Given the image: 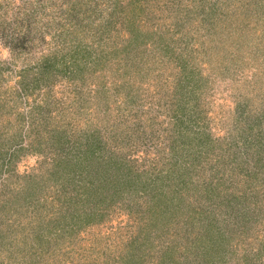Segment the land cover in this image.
Segmentation results:
<instances>
[{"label":"rangeland","instance_id":"1","mask_svg":"<svg viewBox=\"0 0 264 264\" xmlns=\"http://www.w3.org/2000/svg\"><path fill=\"white\" fill-rule=\"evenodd\" d=\"M130 1L107 0V160L135 176L107 195V264H264V0ZM85 149L102 165L105 0H0V264H105V196L50 210ZM210 181L236 210L198 199Z\"/></svg>","mask_w":264,"mask_h":264},{"label":"trees","instance_id":"2","mask_svg":"<svg viewBox=\"0 0 264 264\" xmlns=\"http://www.w3.org/2000/svg\"><path fill=\"white\" fill-rule=\"evenodd\" d=\"M133 1L135 4L133 3ZM133 1L132 0L130 1V4L132 5L133 9H136V6H137V8H140V2L142 0H133ZM45 5H47V4L42 3V7ZM30 18H31V15H28L27 17L24 16V19L22 20L23 23L28 24V20H29V22H31ZM79 26H82V24H80ZM73 31H76V29L74 28ZM64 39H65V37L61 38V43H63V44H64ZM62 40H63V42H62ZM41 58H42V65H38V66L40 69L42 67L43 75L47 76L46 77L47 83L53 82L50 80V78L53 77V75H59L60 76V75L66 74V76L71 77V73H73V72H72V70L71 71L67 70V68H68L67 66L64 68V71L60 73L61 69L56 67V65H58L59 61L57 59L55 60L54 56L45 55L42 53ZM133 58H134L133 61H135V60L139 61V58H138V60L136 57H133ZM30 69H32V68H30ZM43 84H44V81L42 79V86H43ZM36 86H37V84L34 85V87H36ZM83 152H84L83 155H81V157H79V159H77L78 161L81 160L80 165H82V167L80 168V166H79L78 169L71 171L70 175H72L73 171H74V177H70V176L66 177L65 176L64 177L65 180L63 179L65 182L62 179L58 180V182H60L61 187H60V189H57L58 191H56V194L51 197V202H50L51 203L50 204L51 209L50 210H52L55 207L61 208V207H63L64 204H68V203L74 204L76 202L87 203L85 201H90V200H91L90 203L91 204L93 203V205H94V204H97V202H99L100 199L105 196L104 195L105 194V174L101 173L102 167L105 169V161H102V165H100V163H98L97 161L93 162L91 152L86 153V149ZM79 153H80V151H79ZM81 153H82V151H81ZM90 154H91V157L89 156ZM63 158H65V157L62 156V158H58V157H55L53 154L50 160L55 161V163H56L57 161L60 162V160H62ZM110 162H112L111 159L107 160V170L110 169L111 166L115 167V169H113L114 170L113 174H115V176H117V177L114 180V177H115L114 175H112V174L107 175V195L110 196V199L112 201H114V200H117V198L125 197V195H128L130 193L131 189H129L128 187H131V185L134 184L135 180H133V178H135V176L131 175L130 177L129 176L126 177L124 175L125 173H123V171H122V167H123L124 163L118 162V161H113L112 163H110ZM68 168L72 169V166H70ZM56 169H61V168H59V165H58V167H56ZM131 172H132V169H131ZM183 172H185V171L183 170ZM58 173H62V169ZM140 174L141 173L137 174L136 176L138 177V176H140ZM185 174H186V172H185ZM158 176H160V175H158ZM101 178H103V179H101ZM29 180L31 181L29 183V185L31 186L32 184H34L36 182L37 175L35 176L34 174H31ZM131 181H133V182H131ZM137 182H136V184H137ZM150 184L151 183H146V186L148 187ZM220 184L224 185L225 183H220ZM91 185H94L95 187L90 188ZM141 186H142V188H146L144 183H142ZM220 186H222V185H220ZM246 186H247V183H246V185H245V183H243V185L241 187L243 193H244V189L247 188ZM225 188H227V190H225ZM133 190H135V187L133 188ZM18 191H20V190L18 189ZM62 192H64V195H63V200L61 201V193ZM21 193L23 194V191H21ZM245 194H247V193H245ZM222 195L225 199L224 202H226V205L229 204L230 210H233V209L236 210V206H234L233 204H239L240 203L242 193H241V191L235 192L234 189L229 190L228 187H226V185H224V188L221 189V188H219L217 183H215V184L212 183V185L204 184L202 191H201V194H200V197L198 199L199 200L200 199H206L207 201L208 200L211 201V200L215 199L216 209L218 210V209H220V207H223L222 201H221ZM244 199H247V198L244 197V194H243V200ZM149 200L150 199H148L147 208H145V210H146V212L151 214L153 212V204ZM237 202H239V203H237ZM144 207H145V205H144ZM2 208L4 209L5 206H3ZM183 208H185L184 210H186V211L191 210L190 214H186L184 212V214H186L188 216V218L185 219L183 221V223L186 224L187 226H188V224H190V222L193 223L194 220H195V223L193 226H199V225L200 226H210V225H212L211 220L209 222V219H208V221H206L207 219H204V217H202L204 212H205L204 215H206V213H207L206 209L203 208V211H202L201 207H193L188 202L185 204V206ZM5 211L8 214V211L7 210H5ZM42 218H45L44 214H42ZM221 220H225V219H221ZM197 223H198V225H197ZM57 225L64 226L63 221L60 219L59 222L57 223ZM150 236H151V233H148L147 238L150 239L151 238ZM154 237L155 238L158 237L157 233L154 234L153 238ZM198 239H200L202 242L207 243V244H210V243L216 244V243H218V241L224 240L220 235L218 237H214L213 233H211L209 231L202 232V233H200V235L197 236V243H198V245H200V241ZM191 243H192V245L193 244L196 245L192 241H191ZM216 261H217V259H216ZM205 264H208V261H205Z\"/></svg>","mask_w":264,"mask_h":264}]
</instances>
